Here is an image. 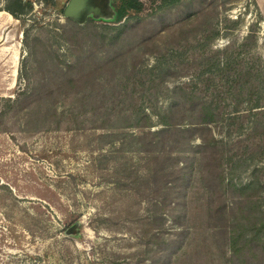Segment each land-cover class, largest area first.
Wrapping results in <instances>:
<instances>
[{
    "label": "rangeland",
    "instance_id": "1",
    "mask_svg": "<svg viewBox=\"0 0 264 264\" xmlns=\"http://www.w3.org/2000/svg\"><path fill=\"white\" fill-rule=\"evenodd\" d=\"M69 1L0 0V264H264V0Z\"/></svg>",
    "mask_w": 264,
    "mask_h": 264
},
{
    "label": "trees",
    "instance_id": "2",
    "mask_svg": "<svg viewBox=\"0 0 264 264\" xmlns=\"http://www.w3.org/2000/svg\"><path fill=\"white\" fill-rule=\"evenodd\" d=\"M58 0H52V2H56ZM107 3V7L110 8V13L107 14V18H113V20H119L121 21L124 18V13L128 10H133L136 8L140 7V3L138 0H121V5L118 7H113L112 6V1L113 0H105ZM24 0H12V3L7 5L5 7V11H7L9 14H11V16L14 17H18L19 15L23 14L22 11L24 10L25 6H24ZM109 4V5H108ZM111 4V7H110ZM103 12V10H102ZM106 13H102V15ZM118 21V22H119ZM258 238V245L261 244V239L259 237V234L256 235Z\"/></svg>",
    "mask_w": 264,
    "mask_h": 264
},
{
    "label": "water",
    "instance_id": "3",
    "mask_svg": "<svg viewBox=\"0 0 264 264\" xmlns=\"http://www.w3.org/2000/svg\"><path fill=\"white\" fill-rule=\"evenodd\" d=\"M91 2L92 0H70L64 12L65 17L83 22L91 14L100 16L102 8L92 5Z\"/></svg>",
    "mask_w": 264,
    "mask_h": 264
},
{
    "label": "crops",
    "instance_id": "4",
    "mask_svg": "<svg viewBox=\"0 0 264 264\" xmlns=\"http://www.w3.org/2000/svg\"><path fill=\"white\" fill-rule=\"evenodd\" d=\"M4 14H7V13H3V12H0V16L4 15ZM9 19L11 20L12 19V16L10 14H7Z\"/></svg>",
    "mask_w": 264,
    "mask_h": 264
},
{
    "label": "flooded vegetation",
    "instance_id": "5",
    "mask_svg": "<svg viewBox=\"0 0 264 264\" xmlns=\"http://www.w3.org/2000/svg\"><path fill=\"white\" fill-rule=\"evenodd\" d=\"M91 3H92V5L99 7V6L96 4V0H92Z\"/></svg>",
    "mask_w": 264,
    "mask_h": 264
}]
</instances>
